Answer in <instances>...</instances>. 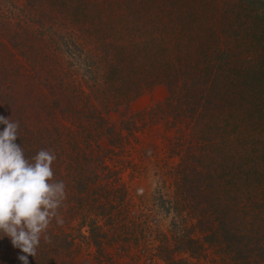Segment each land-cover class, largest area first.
<instances>
[{
	"label": "trees",
	"instance_id": "obj_1",
	"mask_svg": "<svg viewBox=\"0 0 264 264\" xmlns=\"http://www.w3.org/2000/svg\"><path fill=\"white\" fill-rule=\"evenodd\" d=\"M37 2L33 15L37 24L50 26V33L45 37L18 26L24 41L14 49L25 64L0 42V116L19 122L15 143L26 157L41 149L52 151L54 179L68 188L75 179L78 191L86 195L93 154L98 157L129 143L140 145V136L153 127L156 131L158 126L173 128V135L157 133L170 152L181 149L183 154L170 169L176 191L168 208L173 219L153 255L162 264H264V13L260 0ZM103 19L110 20L105 29L99 23ZM57 26L69 27V33L83 37L85 49L73 55L84 65L77 78L78 66L56 70L62 61L44 53L48 49L50 55L61 45L69 47L64 39L58 41ZM7 31L3 27L0 34L5 37ZM221 42L223 48L216 51ZM212 51L217 53L213 63L209 59L201 63ZM42 68L54 72V81L41 80L48 92L25 90L33 89L25 73L36 77ZM156 84L166 89L163 102L132 113L133 98ZM80 85L87 89H78ZM226 96H231L229 108L223 105ZM53 108L68 120L70 129L60 130L54 117L48 126L43 122L55 113ZM111 115L117 116L112 120ZM101 137L106 139L107 151L100 144L90 146ZM207 144L218 145L219 150H209ZM54 222L47 230L50 242L42 238L38 247L42 264L65 263V249L55 243ZM91 228L92 242L100 244L97 237H104V231L99 232L98 225ZM8 241L9 237L0 235V248H4L0 259L7 257Z\"/></svg>",
	"mask_w": 264,
	"mask_h": 264
},
{
	"label": "rangeland",
	"instance_id": "obj_2",
	"mask_svg": "<svg viewBox=\"0 0 264 264\" xmlns=\"http://www.w3.org/2000/svg\"><path fill=\"white\" fill-rule=\"evenodd\" d=\"M46 1L50 4L54 3L53 0ZM58 1L56 0L55 3ZM37 3V0H0V25H3L0 27V33L3 27L8 29L5 37L3 33L0 34V42H4L5 46L13 52V58L17 57L22 61V64H25V60L14 49L24 41L20 39L18 26L33 30L37 34L43 33V36L50 33V26L37 24L36 17L33 15L36 13L34 5ZM259 3L261 7L259 9L264 13L262 9V7L264 8V0H260ZM54 8L56 9L57 6ZM42 14L47 13L44 11ZM58 16V13L55 14V20H58ZM109 21L103 19L99 23L102 22L105 29ZM52 25V29H56L55 24ZM57 27L59 28L58 37H60L58 41L61 38L64 39L69 47L61 45L59 50H54L50 55L48 49H45L44 53L55 61L58 58L60 62L62 61L56 70L61 68L64 72L78 66L76 68L78 71L75 74V78H77L83 74L81 69H84V65L80 58L73 55L83 51L81 50L84 48L81 44L83 37L73 32L69 33V27L66 30L64 26ZM68 35L72 40L67 38ZM84 38L86 37L84 36ZM31 41L34 43L35 39ZM223 45L224 42H221L220 48L216 51H220ZM183 54L187 55L188 53ZM214 56H217V53L212 51L208 58L201 63H206L208 59L210 60L208 63H213L214 58H216ZM53 73V71L47 72L45 68H42L38 69L36 77H33V73L26 72L25 75L32 80L33 89L25 90L47 93L49 87L43 84L41 80L46 81L48 77V80L54 81L52 79ZM189 85L191 84L185 86ZM54 88L55 84L52 87L53 92L55 91ZM78 89L87 88L80 85ZM17 90L22 91V89ZM166 95L167 92L163 85H153L133 98L129 104V110L135 113L161 104ZM230 97L226 96V100L223 102L224 107L226 105L228 108L232 106ZM53 110L55 113L47 119L44 118L43 122L48 126L51 122L50 118L54 117L55 119L52 121L54 120L57 127L65 132L68 128L67 125H69L68 120L64 118L62 113L56 112L54 108ZM116 116L111 115V119L114 120ZM178 126L181 127L182 125L178 124ZM172 130L173 128L167 129L158 126V131H156L153 127L140 136V140L145 142L144 146L143 143L140 144L141 146L129 143L98 157L93 154L94 160L91 161L90 172L92 176L86 182V195L78 191L79 188L76 182L74 183L75 179L70 183V185L72 184L71 188H65L66 198L58 209L59 219L63 223L57 224L55 220L52 224V231L57 234L55 243L58 244L59 249H65L64 252L67 254L66 257H63L64 264L163 263L153 255V252L162 233L168 232L169 224L173 219V213L168 208L173 203L176 191L172 184L170 169L178 163L183 152L181 149H178L177 153L170 152L166 144L161 142L157 133L168 131V134L173 135ZM80 140V138L77 140L79 144H81ZM94 144H100L105 150L106 148L109 149L104 137L97 138L95 141L92 140L90 146ZM90 146L87 147L90 150L88 157H91ZM206 146L209 150H219L218 145L207 144ZM94 225H98L99 232L104 231L106 234L104 237H97L100 244L96 245H94L95 242H92L95 232L91 230V227ZM5 248L7 257H2L0 264H23L18 256L25 254L19 248L13 247L11 241L7 242ZM2 250L4 248H0V252ZM38 251L37 248L34 257L27 256V264H42ZM105 256H108L109 260Z\"/></svg>",
	"mask_w": 264,
	"mask_h": 264
},
{
	"label": "clouds",
	"instance_id": "obj_3",
	"mask_svg": "<svg viewBox=\"0 0 264 264\" xmlns=\"http://www.w3.org/2000/svg\"><path fill=\"white\" fill-rule=\"evenodd\" d=\"M0 235L10 238L13 247L25 255L18 259L27 264L35 256L49 225L59 219L58 209L66 198L65 183L54 179L52 165L56 155L41 149L26 157L19 137V122L0 116Z\"/></svg>",
	"mask_w": 264,
	"mask_h": 264
}]
</instances>
